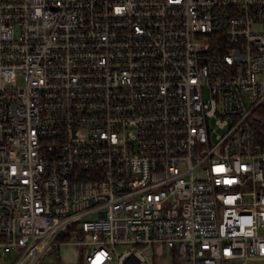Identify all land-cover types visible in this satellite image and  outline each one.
<instances>
[{
    "label": "built area",
    "instance_id": "2783aa9c",
    "mask_svg": "<svg viewBox=\"0 0 264 264\" xmlns=\"http://www.w3.org/2000/svg\"><path fill=\"white\" fill-rule=\"evenodd\" d=\"M66 244L264 264V0H0V263Z\"/></svg>",
    "mask_w": 264,
    "mask_h": 264
},
{
    "label": "rangeland",
    "instance_id": "374dc122",
    "mask_svg": "<svg viewBox=\"0 0 264 264\" xmlns=\"http://www.w3.org/2000/svg\"><path fill=\"white\" fill-rule=\"evenodd\" d=\"M15 82L17 85H22L25 83V78L22 75H18L15 78ZM86 218H94V216H88ZM117 251H120L122 249L121 245L116 246ZM62 251H69V255L72 261V264H81L80 258L84 256L85 248H82L80 251V248L70 246L65 247L62 249ZM153 251H156V258L160 259L158 264H177L178 261L174 257V255L171 253L169 249L164 248L162 245L155 246ZM3 261L0 264H11L12 261L16 258L17 254L13 253L11 254V258H8L9 256L7 254H3ZM161 259H164L166 263H163ZM168 261V262H167ZM112 264V263H108ZM236 264H240V262H237ZM246 264H261L260 262H248Z\"/></svg>",
    "mask_w": 264,
    "mask_h": 264
},
{
    "label": "crops",
    "instance_id": "0c3cea01",
    "mask_svg": "<svg viewBox=\"0 0 264 264\" xmlns=\"http://www.w3.org/2000/svg\"><path fill=\"white\" fill-rule=\"evenodd\" d=\"M70 246L80 248V251L82 250L81 247H78L74 244L61 245L57 248V251L53 250L52 254L49 257L45 258L41 264H72L69 251H62L63 248L70 247ZM149 253H150L153 264H158L160 259L156 258L157 256L155 255L156 251H150ZM7 255L9 256L8 258H11V254H7ZM81 260L82 258H80V262ZM161 260L163 263H166L164 259H161Z\"/></svg>",
    "mask_w": 264,
    "mask_h": 264
},
{
    "label": "trees",
    "instance_id": "16d2710c",
    "mask_svg": "<svg viewBox=\"0 0 264 264\" xmlns=\"http://www.w3.org/2000/svg\"><path fill=\"white\" fill-rule=\"evenodd\" d=\"M76 233H79V231L76 228V225H73L67 230V232L59 234L57 237V240L58 241H69ZM54 251H57V248L54 249Z\"/></svg>",
    "mask_w": 264,
    "mask_h": 264
}]
</instances>
